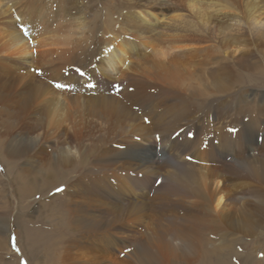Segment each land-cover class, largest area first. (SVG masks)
Returning <instances> with one entry per match:
<instances>
[{
  "label": "bare ground",
  "instance_id": "obj_1",
  "mask_svg": "<svg viewBox=\"0 0 264 264\" xmlns=\"http://www.w3.org/2000/svg\"><path fill=\"white\" fill-rule=\"evenodd\" d=\"M118 1L115 10L107 9L105 13L102 9L92 11L93 19L88 24L81 0H0V140L4 143V152L9 160L26 157L28 165L32 163L29 160L32 156H45L47 145L61 147L60 151L65 153L64 158H58L48 166L51 168L48 169L49 176L44 189L48 193L57 181H65V198L55 204V211L50 214L58 226L53 225L52 230L44 228L45 225L40 227L34 224L24 231L28 235L29 250H39L41 253L47 250V258L52 264H134V261L140 262V258L145 264H160L165 253L178 256L170 241H164L157 253L152 249V242H144L135 253L131 251L123 255L122 249L129 242L125 232L129 227L126 221L131 215L135 216L142 206L136 196L139 190L137 187L133 189V185L128 183L126 190L119 192L117 200L111 197L110 189L106 187L111 169L106 164L87 160L93 157L95 148L88 139H94L95 128L109 134L120 129L125 136L137 133L142 138L146 136L148 155L134 158L127 155L121 160L123 155L119 153L113 165L124 167L133 159L134 174L144 169H156L159 158L156 154L157 141L161 144V152L165 151L163 149L167 147L168 141L170 148L173 145L178 147L179 142L175 139L180 137L172 139L173 133L184 126L175 135L187 134L193 129L192 120L197 116L179 123L184 110L159 112L157 101L161 98L158 96L165 95L162 100H166L170 95H176V92L164 87L157 94L155 88L146 86V80H157L178 88L187 80H183L181 75L194 68V59L203 55L206 48L208 52L216 48L227 54L228 48H224L221 40L219 45L206 46L204 42L210 43L211 27L220 24V34L230 29V23L225 25L226 18L231 17L234 23L244 22L239 13L240 1H246L255 8L251 10L252 21L244 23L264 26V4L257 5L258 0H226L227 3L225 0H186L184 9L187 14L208 15L201 30H198L201 36L179 34L177 24L182 25V20L176 17L182 15L175 12L178 6H170L172 2ZM231 43L232 40L229 41ZM97 56L100 57L96 61ZM94 63L96 65L92 66ZM216 63L222 64L219 60ZM71 64L90 70H84L85 82L81 87L74 85L65 75L67 71H74L68 67ZM22 69H31V73ZM46 72L52 74L55 84L38 77V74L45 75ZM95 75L103 77L105 83L106 80H113L109 91H112L113 86L125 91L121 92L120 97L114 95L113 91V96H101L111 97V101L104 99L103 105H95L94 99L86 93ZM65 84L70 86H62ZM225 88L226 85L218 76L213 78L211 92L215 95L208 102V113L214 111L211 101H218L217 94ZM255 94V91H244L240 96L237 95L235 102L247 101L248 97ZM145 113L149 117L148 124L143 122V115L140 116ZM227 118L228 114L215 117L213 124L217 125L213 126V130L223 132L226 126L224 120ZM30 125L33 127L31 130H24ZM258 128L259 131L262 129ZM69 129L72 130L70 138L67 137ZM159 132L164 134H160V143L152 135ZM125 140L136 150L145 145L131 139ZM223 142L224 139L220 138V146H223ZM251 148L253 151L264 149V144ZM71 153L79 154L76 159L80 162L75 163L83 167L78 168L79 172L73 178H69V175L74 171L61 175L64 170L62 165L71 163L67 160L72 157ZM190 155L198 161L189 165L188 170H178L176 175L166 170L178 184L186 185L185 193L190 195L189 209L183 217L186 228L173 225L174 237H182L188 249H193L198 243L201 228L213 226L210 222L224 219L230 222L231 227L240 224L242 219L233 217L232 210L247 192L250 197H255V214H264V151L261 155L249 157L244 163L246 171L241 166H232L228 171L221 167V171L219 168L222 164L214 154L196 152L190 146L181 149L184 162ZM45 160L40 159L41 163ZM86 165H98L100 170ZM98 178L104 180L100 187L96 181ZM125 198H129L126 203ZM243 220L241 226L246 230L252 228L253 210L249 215L245 213ZM9 226L10 218L1 214L0 229L7 232ZM28 257L31 259L30 264H34L32 258Z\"/></svg>",
  "mask_w": 264,
  "mask_h": 264
},
{
  "label": "rangeland",
  "instance_id": "obj_2",
  "mask_svg": "<svg viewBox=\"0 0 264 264\" xmlns=\"http://www.w3.org/2000/svg\"><path fill=\"white\" fill-rule=\"evenodd\" d=\"M81 1L85 11L88 12L87 15L85 12V21L88 24L90 19H93V16H91L92 11L102 9L105 13L107 9L115 10V5L119 2L118 0ZM166 1L172 2L170 6H178L175 12L182 15L176 17L182 20V25L177 24L179 34H186L187 36L197 34L201 36L198 30H201L204 25L203 21L207 19L206 16L208 15L187 14V10L184 9L186 0ZM225 2L227 3L226 0ZM263 4L264 0H258L257 5ZM239 5V13L243 16L244 22H251L253 19L251 10H255L254 6L247 4L246 1H240ZM225 20V25L230 23V29L225 34H220L222 28L220 24L211 27L210 43L204 42V44L206 46H209V44L219 45L221 44L219 40H221L224 48H228L226 49L228 51L227 54L219 52L220 50L216 48H212L208 52L206 48L203 55L194 59V68L191 71H185L181 75L183 80H187L185 84L178 88L170 87L157 80H146L145 82L148 88H155L157 94H160L164 87L176 92V95H170L166 100H162L165 95L158 96L161 98L157 101L159 112L184 110V115L179 118L181 119L178 121L179 123L190 121L194 116H197L192 120L193 129L187 134L183 136L175 135L180 133L184 126L173 133L172 139L180 137L175 139V141L179 142L178 147L173 145L170 148L168 141L167 147L163 149L165 151L161 152V144H158L157 141L156 154L159 158L158 163L155 164L157 166L156 169L148 171H144L146 170L144 169L134 174V171H132L133 159L130 163H126L124 167L113 165L120 155L119 153L123 155L121 160H124L123 158L127 155H131L132 158L148 155L149 150L145 142V139L147 140L146 136L142 138L138 133L125 136L120 129L109 134L95 128L94 139H88L90 144L95 145V148L92 151L93 157L90 156L87 160L106 164L109 170L111 169L109 171L110 178L107 179L108 185L106 186L110 189L111 197L114 196V199L117 200V197L120 196L119 192L126 190L125 187L128 183L133 185V189L137 187V190H139V195L136 196L142 206H140V210L135 216L131 215V218L126 221L129 227L125 229V232L129 242L122 249L123 255L131 251L135 253L137 249L143 246L144 242H152V249L157 253L164 241H170L178 256H168L165 253L161 260L162 264H264V214L258 213V216L255 214L256 211L254 212V209L257 208L255 197H250L248 192L242 198L240 197L241 202L237 203L232 210L233 217L242 219L240 224H235L231 227L230 222L224 219L218 222H210L208 220L213 226L207 229L204 227L200 229L198 243L194 245L193 249L187 248L183 243L182 237L175 238L173 235V225L182 226L183 229L186 228L187 224L183 217L187 215V210L189 209L190 195L185 193L186 185L183 183L178 184L166 170L171 171L172 175H176L178 170H188L189 165L198 161L195 156L190 155L184 162L181 157V149L183 147L190 146L194 147L196 152L206 151L214 154V157L222 164L219 169L221 170L222 167L226 171L232 166L235 168L241 166L246 171L247 166L244 163H247L249 157L261 155L264 151L262 148L254 151L251 148L264 144V120L262 121V118H264V26L259 27L255 23H234L231 22V17ZM222 36H224L223 40ZM230 40H232L231 44H229ZM208 54H211V58L207 57ZM80 56L84 57V54ZM99 57L97 56L96 61ZM217 60L221 61L222 64L216 63ZM72 65L75 64H71L68 67L73 68L74 71L72 73L67 71L65 75L71 80L70 82L77 87H81L85 82L83 72L88 68H76ZM95 65L94 63L92 66ZM22 70L27 71L29 69ZM96 70L98 71V69ZM87 71L90 72L89 69ZM216 76L224 82L226 88L217 94L218 101H211L214 105V111L208 113V102L215 95L211 92V87L213 78ZM38 77L55 84L50 72H46L45 75L38 74ZM104 80L103 77L95 75L89 83V85L92 83L93 86L88 85L89 90L86 91L94 99V103L97 106L103 105L104 99L111 101V97L101 96H113L111 93L114 92V95H119L120 97L125 91L122 92L121 89L120 91L118 86L111 88L113 92L109 91L108 89L112 85L113 80H106L107 83ZM59 82H61V79ZM62 86L70 85L65 84ZM244 91L249 93L255 91L256 94L248 97L247 101L235 102L237 95L240 96ZM121 101L123 102V100ZM229 113L233 116H230ZM224 114H228V118L226 120L222 119L226 123L223 132L213 130V126L217 125L213 124V119L224 116ZM142 115L143 122L148 124L149 117L146 116V113L140 114V116ZM3 117L5 118V116ZM219 121L220 119L217 120V122ZM156 125L159 124L156 123ZM150 126L155 127L153 124ZM26 127L24 130L33 128L31 125ZM258 127L262 129L259 131ZM91 132L85 133L91 134ZM160 134L161 132L155 135L152 134L156 140L159 139V143L161 142ZM71 136L72 130L69 129L67 137L70 138ZM220 138L224 139L223 146H220ZM125 139H131L142 145L146 144L136 150V147L130 142H126ZM46 149L44 157L40 158L42 154L32 156L29 159L32 163L28 165L29 161L26 157L9 160L10 158L4 152V143L0 140V215L5 214L10 218V226L7 232L0 229V264H30L31 259L28 256L32 258L34 264H52L49 263L50 260L47 258V250L44 251L46 255L39 250H29V245L27 244L28 235L27 232L26 234L24 232L25 229L27 230L29 226L34 224L40 227L45 225L46 227L44 226V228L47 229H52L53 225L58 226L56 221L50 217V214L55 211V204L65 198V181H57L48 193L44 189L46 188L47 176H49L48 169L51 168L48 166L56 162L58 158H64L65 153L60 151L61 147H49L47 145ZM232 154L235 155L233 156ZM71 156L67 158L71 163L63 164L64 170L61 172V175L65 176L69 172L74 171L70 173L69 178H73V175L79 172V167L80 169L83 168L82 164L75 163V161L80 162L76 159L79 154L74 155L71 153ZM43 158L46 160L41 163L40 159ZM47 159L52 160L47 161ZM86 167L100 170L98 165H86ZM119 168L124 169L120 170ZM96 181L99 187L104 183V180L99 178ZM20 194L24 201H22ZM128 199L125 198L124 202H128ZM24 203H27V205ZM252 210L253 227L246 230L244 226H241L244 223L243 217H245V213L249 215ZM218 224L221 226L219 227ZM134 264H145V262L140 258V262L136 263L134 261Z\"/></svg>",
  "mask_w": 264,
  "mask_h": 264
}]
</instances>
